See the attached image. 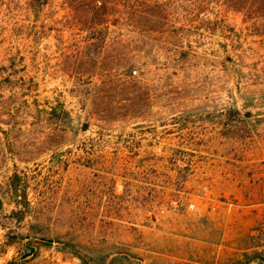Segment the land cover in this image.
Returning <instances> with one entry per match:
<instances>
[{
  "label": "rangeland",
  "instance_id": "1",
  "mask_svg": "<svg viewBox=\"0 0 264 264\" xmlns=\"http://www.w3.org/2000/svg\"><path fill=\"white\" fill-rule=\"evenodd\" d=\"M28 1L0 9V98L20 113L11 141L0 132V198L16 210L15 171L30 202L0 229V264H81L73 250L90 264L120 251L134 264H264L252 234L264 230V22L222 0H160L145 11L169 21L137 37L73 27L71 0L34 19ZM59 97L73 129L39 114Z\"/></svg>",
  "mask_w": 264,
  "mask_h": 264
},
{
  "label": "trees",
  "instance_id": "2",
  "mask_svg": "<svg viewBox=\"0 0 264 264\" xmlns=\"http://www.w3.org/2000/svg\"><path fill=\"white\" fill-rule=\"evenodd\" d=\"M70 1V0H69ZM74 3L79 4L75 9H73V27L79 26H88L90 25L92 29H97L99 27L104 28L109 24H113L118 28H125L127 32H131L137 34L140 32L149 33L153 30L149 29L150 25L153 24H165L169 21V18L164 17L163 14L159 18H153L151 15L145 11L151 6H156L161 11L160 0H155V3H152L150 0H71ZM83 2V3H81ZM224 6L229 12L234 13H242L246 12L251 18H255L258 20H262L264 22V0H222ZM3 0H0V9L3 4ZM48 4L47 0H29L26 3L27 10L29 11L32 18L38 16L40 8H43ZM71 4V3H70ZM162 4V3H161ZM166 7V4H162ZM38 6V7H37ZM121 10V11H120ZM118 12L119 17L112 22H109V16L111 13ZM109 22V23H108ZM105 24V25H104ZM102 31V30H101ZM100 31V32H101ZM102 34V33H100ZM137 34V37L140 36ZM40 33L35 31L32 32L31 28L24 36L25 39L30 40L33 43H36L39 40ZM146 36H143L145 38ZM94 39V38H93ZM96 39H94L95 41ZM91 41L89 45H87V49L89 52L94 53L92 47H96L97 44ZM91 45V46H90ZM127 61L126 58L121 59L120 65H125L124 62ZM86 62H92L86 57ZM123 62V63H121ZM105 66L101 69V71H105V74H109V82L104 85V87H109L110 91H114L118 87L121 86L120 81L117 80V76L112 74L114 71L111 68V63L105 61ZM107 66V67H106ZM93 68V65L91 66ZM108 68V69H105ZM97 69V67L93 68ZM128 69V68H127ZM137 72L133 71V74ZM131 75V73H130ZM132 78H135L131 75ZM121 78V76H118ZM130 78V76H128ZM7 83V87L16 86L15 83L9 81ZM90 84V83H89ZM127 85V84H126ZM3 86V85H2ZM10 101V100H9ZM6 99L0 98V124L9 126V129H4L0 126V132L4 135V141L9 142L12 140L10 137V133L16 130L20 123H17L19 114L18 112L11 113L9 103H7ZM47 104L44 105V108L39 110V114L46 115L49 119L53 120V125L65 129H73L75 123V117L72 111L67 110L65 103L60 101L59 99H54L53 101H46ZM38 110V109H37ZM16 120V121H15ZM89 124H85L82 128L83 131H87L89 129ZM7 192L10 194L14 203L16 205V210H13L9 215H7L4 211V201L0 198V229L8 230L9 227L7 224L11 220H15L17 223H22L26 218V208L29 207L30 202L28 199V193L26 190L25 182L23 178L17 173L13 172L12 175L8 178L7 183L5 184ZM2 190V188H1ZM2 192V191H1ZM7 244V243H5ZM33 253V251H31ZM73 254L81 261V264H90V261L86 259L84 255H82L79 251L73 250ZM27 256V255H26ZM26 258V257H25ZM137 257L128 253V251H120L115 254H107L101 258L100 264H134ZM8 264H13L8 263ZM97 264V263H93Z\"/></svg>",
  "mask_w": 264,
  "mask_h": 264
},
{
  "label": "crops",
  "instance_id": "3",
  "mask_svg": "<svg viewBox=\"0 0 264 264\" xmlns=\"http://www.w3.org/2000/svg\"><path fill=\"white\" fill-rule=\"evenodd\" d=\"M231 248H228L230 251H234L233 249H232V245L230 246ZM247 251H255V252H261L262 251V249H260V248H256V247H252V248H249V249H247ZM207 256H213V259H214V256H215V254L213 253V255H207ZM230 256H231V254H230ZM234 256H235V254H233L232 255V257L231 258H234ZM215 260H216V262H215V264H224V260L223 259H221V255H220V253H218V254H216V256H215ZM195 264H213L212 262H209V263H204V262H197V261H195ZM250 264H255V262H254V260L250 263Z\"/></svg>",
  "mask_w": 264,
  "mask_h": 264
},
{
  "label": "built area",
  "instance_id": "4",
  "mask_svg": "<svg viewBox=\"0 0 264 264\" xmlns=\"http://www.w3.org/2000/svg\"><path fill=\"white\" fill-rule=\"evenodd\" d=\"M252 234L255 238H258L260 240V242L264 244V230H260V229L254 230ZM30 254L27 255V257H29Z\"/></svg>",
  "mask_w": 264,
  "mask_h": 264
}]
</instances>
